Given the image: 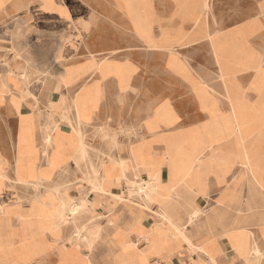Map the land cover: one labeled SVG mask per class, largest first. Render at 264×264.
I'll return each mask as SVG.
<instances>
[{
    "label": "crops",
    "instance_id": "0c3cea01",
    "mask_svg": "<svg viewBox=\"0 0 264 264\" xmlns=\"http://www.w3.org/2000/svg\"><path fill=\"white\" fill-rule=\"evenodd\" d=\"M72 1L0 0V145H16L14 166L31 145L36 177L23 179L56 194L75 146L108 145L103 131H116L122 147L93 204L110 219L78 241L24 204L15 218L40 231L28 264H264V0L223 29L212 0ZM46 145H64L50 179ZM128 181L153 182L151 210L126 204ZM11 235L25 242L19 221Z\"/></svg>",
    "mask_w": 264,
    "mask_h": 264
},
{
    "label": "rangeland",
    "instance_id": "374dc122",
    "mask_svg": "<svg viewBox=\"0 0 264 264\" xmlns=\"http://www.w3.org/2000/svg\"><path fill=\"white\" fill-rule=\"evenodd\" d=\"M224 1L230 2L231 6L229 8L224 7L222 5ZM69 2L71 4L75 3L72 0H69ZM217 4L219 6H216ZM212 5L213 6L210 5V7H206V9L209 10L208 13H210V15H212V12L217 9L215 10L217 15V19H215L217 29L229 27L230 25L236 23V20L238 19H249L257 14V0H212ZM257 23L258 24L256 26L261 27V24L259 22ZM256 26H253L255 29L251 31L250 34L256 31ZM260 42L262 45H264L263 37L254 40V44H258ZM24 80L27 83H30L32 81L31 75L24 74ZM38 80L40 79L37 78V81ZM68 122H70L69 119ZM121 135L125 136L126 134ZM0 136L4 137V135ZM119 136L120 134H117L116 131L110 128L104 130L103 134L101 135V140L108 145H86L87 155L84 160L82 159L79 163H76L74 160L77 151V146H75V149L70 155V158L73 160L72 163L68 164L66 169L60 172L61 177L64 175L66 176V182L55 184L54 190L56 194L52 193V191H50L46 184L42 181L35 182L26 181L23 179V177L26 176L32 179L36 177L34 166L31 164V158L34 156V151L32 149H28L27 153L23 154L25 147L24 145H19L20 148L18 147V152L16 155V166H14L16 145H0V222L6 220L0 226V237H3V243L0 240V264H11L13 261L14 256L12 255L11 250L14 243L8 238L11 232L16 233L18 227V218L27 217L28 219L33 220L23 212L19 213L18 218H15L17 217L16 215L18 210H21L24 204L29 205L30 210L28 212L39 222L44 224L46 229H49L51 226L49 225L48 227L46 222H50L53 225L51 227H57L55 231L58 232V228L63 231L66 230V232H70L71 237L76 235V239L78 241L84 239L83 237L86 233H84L83 229L90 228L95 224L102 227V225L109 223L110 217L105 218V215L95 213V208H93V204H95L94 195L98 193L94 191L95 189L93 185H95L96 182L100 183L101 172L105 166V162H114V154L121 150L122 145H117ZM55 146H57L59 150L57 149L58 151L56 150L54 154L48 155L47 152L51 145H46L47 151L44 155L45 158L47 157V162L49 163L50 167L49 170L41 173V176L46 179L51 178V169L57 166L58 163L55 156L58 153L59 155L61 154L60 152L64 145ZM15 174L17 175V178H15ZM139 185L140 184L131 183L128 181V188L133 187L132 190H135L131 191L130 195L133 196L136 190H139ZM88 187H91L90 191ZM70 190L76 191L78 195H80V198L75 201L72 198L69 203V200L66 199V194L64 193ZM100 191L102 192V189ZM90 194H92L91 197H89ZM119 200L121 199L119 198ZM129 201L130 202H127L126 204L133 205L140 210H151L153 207V205H148V203L151 202L149 199L147 201L141 199L140 201L132 198L129 199ZM141 205L144 206L141 208ZM47 206H51L53 208V214L46 215L45 213L39 212L42 211V209L47 208ZM71 210H73V212H71ZM35 211H38V213H33ZM109 212L110 211H107L106 214L109 215ZM104 231L105 229L102 228L101 232L103 233ZM100 238L101 237H99V239ZM84 241L88 243V239ZM65 248L67 253H74L76 251L73 245H64L59 251H63ZM87 248V251H91L93 249L90 254L96 253V245H94L93 248V246L90 244L87 246ZM92 257L94 258V255ZM92 257L89 256L90 259ZM91 262L92 264H109L106 262H95L93 260Z\"/></svg>",
    "mask_w": 264,
    "mask_h": 264
},
{
    "label": "bare ground",
    "instance_id": "6f19581e",
    "mask_svg": "<svg viewBox=\"0 0 264 264\" xmlns=\"http://www.w3.org/2000/svg\"><path fill=\"white\" fill-rule=\"evenodd\" d=\"M263 60V59H262ZM36 74V73H35ZM39 76V75H38ZM41 76V75H40ZM44 80V79H43ZM39 113V112H38ZM81 122V121H80ZM81 124V123H80ZM85 138V137H84ZM48 141L51 142L52 138L51 136H48ZM80 141V140H79ZM80 144V143H79ZM25 149L26 148H30L31 145H24ZM104 146V145H102ZM77 151H76V156L74 158L76 163H79L82 159L84 160V158L87 155V150H86V145H84L83 140H81V144L77 145ZM103 148V147H102ZM114 149V148H113ZM97 150V149H96ZM211 150V149H210ZM99 151V150H98ZM110 152V151H109ZM26 153V151L23 152V154ZM90 153V152H89ZM116 155V154H114ZM110 156V155H109ZM115 158V157H114ZM117 159V158H116ZM107 179V178H106ZM84 181V180H83ZM95 182V181H94ZM104 183V182H103ZM151 184H153V182H150ZM150 183H147L146 189H145V193H147L151 188ZM38 185V184H37ZM62 185V184H61ZM101 185V184H100ZM40 186V185H39ZM38 186V187H39ZM95 190L101 189V187H99V185L95 184L93 185ZM63 189V188H62ZM93 189V188H92ZM93 189V190H94ZM94 190V191H95ZM147 196V195H146ZM172 196V195H171ZM61 198V197H60ZM120 199L123 200V197H119ZM148 198V196H147ZM38 199V198H37ZM59 199V198H58ZM61 201V199H60ZM127 201V200H126ZM65 204V203H64ZM46 205V203H45ZM49 205V204H48ZM65 206V205H64ZM48 207V206H47ZM51 207V206H50ZM62 208V207H61ZM65 208V207H64ZM142 208V207H141ZM78 209V207H77ZM3 210V209H2ZM71 212H73V210H71ZM161 214V213H160ZM62 217V216H60ZM162 217V216H161ZM59 218V217H58ZM165 218V216H164ZM20 219V220H19ZM18 221L20 222V227L22 229V234H23V238L25 239V242L22 245L19 246H15L13 245L11 253L14 256L13 257V261L11 262V264H28L31 262L29 255H26V253H29V244L30 241L32 240V238L36 235V233H40L37 224L34 220L28 219L26 218H18ZM16 228V227H15ZM181 231V230H180ZM95 236V235H94ZM11 242L14 243V240L12 238L11 233L9 234V238H8ZM87 248V247H86ZM88 249V248H87ZM32 250V249H31ZM255 250V249H254ZM34 251V250H32ZM259 254V253H258ZM34 255V253H33ZM256 255V254H255ZM9 264V263H8Z\"/></svg>",
    "mask_w": 264,
    "mask_h": 264
},
{
    "label": "built area",
    "instance_id": "2783aa9c",
    "mask_svg": "<svg viewBox=\"0 0 264 264\" xmlns=\"http://www.w3.org/2000/svg\"><path fill=\"white\" fill-rule=\"evenodd\" d=\"M146 184L145 183H143V182H140V185H139V190H136V192H137V194H136V192L134 193V195L132 196V195H130V193H126V195H125V199L126 200H129V199H132V198H134V199H137V200H140L141 201V199L143 198V196L145 195V189H146ZM127 188V187H126ZM135 189V188H134ZM127 191H128V189H126ZM130 191H134V190H130ZM136 194V195H135Z\"/></svg>",
    "mask_w": 264,
    "mask_h": 264
}]
</instances>
